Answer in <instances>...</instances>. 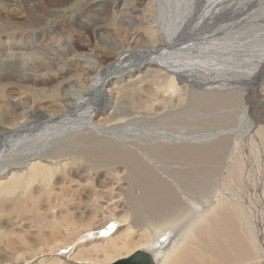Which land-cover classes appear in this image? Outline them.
Returning <instances> with one entry per match:
<instances>
[{
	"label": "bare ground",
	"instance_id": "obj_1",
	"mask_svg": "<svg viewBox=\"0 0 264 264\" xmlns=\"http://www.w3.org/2000/svg\"><path fill=\"white\" fill-rule=\"evenodd\" d=\"M10 1H0V213L37 212L46 219L39 235L46 227L64 234L47 243L32 237L19 253L0 251V264L120 257L112 264L134 250L152 264H260L241 199L220 180L227 163L246 179L233 150L244 124V132L251 126L243 119L264 76V43L241 38L251 12L231 13L226 0L81 1L74 21L89 29L94 21L99 47L84 52L51 11L61 0H13L12 11ZM14 13L23 20L13 22ZM68 67L77 76L66 84ZM59 78L56 94L40 96ZM181 101L204 113L209 134L145 128ZM237 107H244L239 118ZM85 193L93 205H117L99 223L94 214L77 216L73 200ZM55 202L65 206L57 215ZM4 232L0 225V244ZM86 235L96 239L80 242ZM76 246L63 260L62 251Z\"/></svg>",
	"mask_w": 264,
	"mask_h": 264
},
{
	"label": "rangeland",
	"instance_id": "obj_2",
	"mask_svg": "<svg viewBox=\"0 0 264 264\" xmlns=\"http://www.w3.org/2000/svg\"><path fill=\"white\" fill-rule=\"evenodd\" d=\"M0 1L3 2L4 0H0ZM81 1L85 2L86 0H61V2L59 4H56V5L51 7V11L57 13V15H56L57 17L54 16L52 19H54L56 17L58 20L62 21L60 23H62L61 26H64V28L62 27L63 30L65 32H68L70 34V36H72V37L74 36L73 39L75 41L76 40L78 41L77 46H78L80 51H84V52L86 51L87 52L88 49L91 47H95V50H97L99 47H97V42H96L97 38L95 37V33L93 31V29H96V27L94 26V21H93V25H91L92 21L90 24L92 29L91 28L89 29V26H86L84 28L77 26L76 21H74V19L77 17L74 15L76 13H72V12L74 11V8H76L78 6V2H81ZM226 1H227V7L226 8L229 12L232 13L234 11H241L243 13V12L248 11V12H251V14H252V16H251L252 19L246 20L244 22V26H246V27L241 30V33H242L241 38L242 39L245 38L243 41L246 42V39H247L249 42H251L252 40H258V38H259L260 42L262 41L264 43V36H263V33H264V0H234V1L233 0H226ZM2 2H0V7L3 4ZM10 2H11V5L8 6L7 9L12 11L14 8L12 6V4L14 2H13V0H11ZM231 4H233V6ZM68 13H70V14H68ZM1 14H2V12H0V29L2 28ZM17 14L18 13H14L11 16L12 21L16 22V23L21 22L23 20V18L20 17L21 15L20 14L17 15ZM108 17H109V15L105 14L101 18L106 19ZM101 23H103V22L101 21ZM109 27H111V26H109ZM112 28L113 27L109 28L108 32L111 33ZM77 29H78V31H76ZM86 29H88V30H86ZM76 32H78V33H76ZM249 36H251V37H249ZM55 37L56 36H54V38ZM254 37L256 39H254ZM254 42L255 41H253V43ZM256 42H258V41H256ZM3 46H1V47L3 48ZM70 63H72V61H70ZM262 74H264V72ZM76 76L77 75H76L75 71H73V68H71V67H68L67 71L62 73V77L65 78L66 84H68L70 82L73 83V81L76 79ZM60 79L62 80V78H59L57 81L51 83L50 86L48 87V88H50L49 91L44 92V93L42 92L40 94V96L56 94V85H57V82L61 81ZM254 90L255 91H253V93H252L253 95H251L254 100L252 99V103H250V105H248V107H247V111H246V117L247 118L243 119L244 121L246 120V122L249 123V124L247 123L248 124L247 127L250 125L251 126L249 129H247L246 132H244L245 126H246V124H244L245 125L244 130H242V132L240 131V135L238 136L239 138L237 140H235L237 142V147L235 148V150H233V153H234L233 156L235 158V165L238 163V165L240 166V164L244 163L243 168L246 169L245 173H244V175H245L244 177L246 179L244 178L245 180H243V177H240V174L236 171L231 172L232 166H234L233 165L234 163L230 164V165H228V163H227L226 166H227V168L229 166V168L226 169V171H225L226 174L223 173L220 180L222 183L223 178H227L226 184H228V185H226L224 187L226 192L227 191H230V192L233 191L236 195L238 194V197H240V199H241L240 204L242 205L243 209L246 210V219L248 220V223H250L249 225H250V228L252 230V233H254V232H255V234L257 233L256 236H258L257 238H259V239H257V244L259 245V254L261 257L259 262H260V264H264V145L262 143V144L257 146V142H259V140H258L259 138L257 137L258 135H256V133H259L260 129H261L260 131H262L264 128V76L261 77V79L259 80V82L256 85V88ZM172 95H173V98L176 99V96H177L176 93H173ZM185 102L186 101H181V104H179V105H181L182 107L180 108V106L178 105L179 109H177V106L174 107L175 108L174 111H176L177 113L176 112L175 113H169L170 112L168 110L169 108L163 109L162 113H167V115L164 118L159 119L158 122L155 121L156 122L155 124L152 123L151 125H148L145 128L151 129V131L153 130V128H157L159 130H165V133H167V134H169V132L172 134L173 131L176 133H180V132L183 133L184 132V134H187V135H189L190 133H191L190 135H192V134L193 135H195V134L196 135L209 134L211 132L210 130L212 129V127H209L210 130L208 129L209 123L206 124L204 113L198 112L195 109L188 108L187 103H185ZM183 103H185V104H183ZM250 107H252V108H250ZM237 108H238L239 112L236 111L237 112L236 114H237V117L239 118V116H242V113H243L242 110H244V107H241V108L237 107ZM234 110H237V109H234ZM248 113H249V115H248ZM249 116H251V117H249ZM236 120H238V119L236 118ZM239 121H240V119H239ZM238 122H236L233 126L230 127L235 131L234 134H237V132H238L237 131V129H238L237 125L239 124ZM255 131H257V132H255ZM156 132H158V131H156ZM157 135L158 136L155 137V141L156 140H158V141L162 140L160 138V136H162L163 133L161 132V133H158ZM236 137H237V135H236ZM252 137H254V138H252ZM163 140H165V139H163ZM245 166H246V168H245ZM238 168L239 167H237V169ZM227 170H228V172H227ZM254 171L256 173H254ZM247 173L249 174V176H250V174L252 175V178L250 176L251 179H248L249 176H247L248 175ZM242 180L244 181V183ZM254 181L257 182V183H255L256 186H254L255 189H251V188L249 189V187H248L249 182L254 183ZM74 188L76 189V187H74ZM219 188H220V191L225 192V190L223 189V185L220 184ZM239 189H241V191H239ZM60 190L61 189H59V191ZM76 190H80V189H76ZM85 195H86V193L80 195L81 196L80 198H83ZM73 203L78 204V205L74 206L76 211H77L76 212L74 210L76 212L77 216L83 212H85V215H87V214L93 215L94 214V215H96V218L94 220L96 223H99L98 221H100L102 219V217L106 214V212L111 210V208L113 206L117 205V203L113 204V206H111V203L109 204L110 206L103 205L102 201L93 205L91 203L90 199L87 197H84V200H79L76 198L73 200ZM10 204L11 203H9L8 205H10ZM55 204H56V202L53 205L55 206ZM79 205H80V207L78 208ZM118 205H119V203H118ZM56 206L57 207H55V210H53V214L57 215L58 211L60 212V211H62V209H65V206L64 207L59 206L58 204H56ZM32 207L33 206H30V209ZM46 208H48V207L46 206ZM81 208H82V210H79ZM11 209L15 210V212L12 211ZM16 210L17 209H15L14 207H8L6 212L4 211L3 213H0V225L3 226L5 229V232L3 233V236H5L3 239L4 243L2 242L0 244V251L1 252L6 251V253H10V255L12 253H15V252L19 253L20 251H22L21 248L24 249V247H27V248L30 247V245L27 242L29 240L31 241L32 237L39 239V241L45 240L44 242H46V243L51 242V241L54 242L57 240H61V234L62 233H60L58 231V229L52 231L48 227L42 228L43 233H41L39 235V231H37V230L40 226L42 227L44 225L43 223L45 222L44 220H46V219H41L40 216L36 214L37 212L26 211L24 213H21L20 211H18L16 214ZM9 212L10 213L13 212V213L10 215ZM78 212H79V214H78ZM50 219H54V218L48 217V220H50ZM54 220H56V219H54ZM75 220H76V218L73 221H75ZM83 222L84 221H82V223ZM11 232L15 233V234L13 235ZM23 237H26V239H24ZM56 238H57V240H56ZM16 239L18 242H16ZM95 239L96 238L93 236L90 237L89 235H86V237L84 236V238H82L80 240V242L82 241V243H88V241L95 240ZM6 242H9V243L7 244ZM76 248H77V246L71 252H70V249L69 250L68 249L63 250L62 252L69 254V256L66 258L62 257V259L66 260L67 258L68 259L71 258L74 255V253L76 252V250L79 249V248H77V249ZM134 251H136V250H134ZM118 258H120V257H117L112 261H115ZM48 259L49 260H47L46 262L51 261V258H48ZM112 261H107V262L97 261V262H92V263L93 264H109ZM26 263L27 262H22L21 264H26Z\"/></svg>",
	"mask_w": 264,
	"mask_h": 264
},
{
	"label": "water",
	"instance_id": "obj_3",
	"mask_svg": "<svg viewBox=\"0 0 264 264\" xmlns=\"http://www.w3.org/2000/svg\"><path fill=\"white\" fill-rule=\"evenodd\" d=\"M112 264H152V259L141 250H137L128 257L121 258Z\"/></svg>",
	"mask_w": 264,
	"mask_h": 264
}]
</instances>
